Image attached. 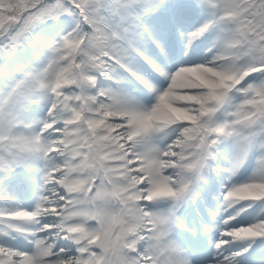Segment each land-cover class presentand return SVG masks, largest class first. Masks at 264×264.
Listing matches in <instances>:
<instances>
[{
  "label": "snow or ice",
  "instance_id": "obj_1",
  "mask_svg": "<svg viewBox=\"0 0 264 264\" xmlns=\"http://www.w3.org/2000/svg\"><path fill=\"white\" fill-rule=\"evenodd\" d=\"M0 264H264V0H0Z\"/></svg>",
  "mask_w": 264,
  "mask_h": 264
}]
</instances>
